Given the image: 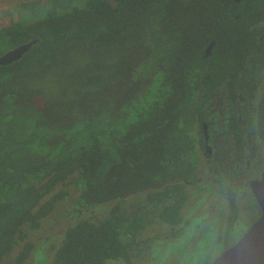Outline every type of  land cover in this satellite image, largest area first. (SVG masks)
<instances>
[{
  "label": "trees",
  "instance_id": "1",
  "mask_svg": "<svg viewBox=\"0 0 264 264\" xmlns=\"http://www.w3.org/2000/svg\"><path fill=\"white\" fill-rule=\"evenodd\" d=\"M37 2L21 5L30 21L0 28V48L36 39L0 65V260L69 185L75 209L143 190L145 205L125 214L117 202L101 220H76L52 264L128 261L149 223L143 212L154 205L155 220L180 221L183 180H193L192 132L206 118L209 92L233 85L226 76H249L263 53L252 45L264 0H43L41 16ZM214 33L219 44L201 58L202 38ZM30 250L23 242L11 264H24Z\"/></svg>",
  "mask_w": 264,
  "mask_h": 264
},
{
  "label": "flooded vegetation",
  "instance_id": "2",
  "mask_svg": "<svg viewBox=\"0 0 264 264\" xmlns=\"http://www.w3.org/2000/svg\"><path fill=\"white\" fill-rule=\"evenodd\" d=\"M234 2H238V0H234ZM256 25L260 26L262 29L259 31L260 34L255 37V39L258 41V44L254 43L252 46L254 50H263V53L260 54V58L258 60L250 61V64L252 65L249 69L250 75L246 78H242L240 76H226L223 80L225 83H233V85L228 86L236 90L235 96L237 101L234 105L235 123H232L231 121L229 101L227 99L229 97L225 91L228 86L221 84L216 85V87L213 88L207 96L208 102L206 108L208 109V112L206 113V118L199 120L198 127L192 132L196 139V146L194 148L195 151L193 154V180H183L185 199L187 196L186 186H196L202 181L208 182L210 185H212L214 189L220 194V196L225 198V200L230 203H234V200H237L241 194H244V196H249V198L253 201L252 205L249 207H252V212L255 214V217L251 221L250 225L259 217L260 209L249 187V181L259 180L261 175L264 174V169L257 171L256 165L260 163L264 164V21ZM199 37H201V35ZM202 39H204V44L200 47L199 54L201 58H207L211 55L213 47L219 44L221 38H219L218 33H214L212 36ZM188 40L191 42L195 40V38ZM251 53H253V51H251ZM259 53L260 52L256 54L254 53V55H258ZM254 65H257V67ZM144 74H149V71L144 72ZM240 82H243V84H240ZM76 194L77 191L75 192L74 196ZM74 196L72 198V210L69 214L76 218L73 219L70 224L68 223L64 225L65 228L69 225H72L76 220L79 219H89L94 221L101 220L106 217L109 207L117 202L120 206L121 212L125 214L139 212L145 205L144 201L146 191L143 190L141 192L124 195L117 200H111L108 202V204L104 203L101 205L102 207H106L101 209L93 208V206L79 207L75 209L73 205ZM185 199L182 203L181 209ZM57 202L58 201L55 202L53 209L47 214L48 216L58 207L59 204H57ZM181 209V219L178 223L174 225L167 223L165 224L170 226L181 224ZM157 210L158 207L153 205L149 214H146V212L142 213L145 215V217H147L149 222L148 224L162 222L155 220ZM89 211H93V213L96 212L98 215L88 216L87 213ZM45 217L42 218L43 220L41 219L42 221H40L39 227L36 229H41L40 225L47 218ZM65 228L63 230L60 229L59 232L64 233ZM25 229H27V227H23V231H25ZM36 229L28 230L34 232ZM26 232L28 231L26 230ZM242 235H240L238 239ZM43 238H46V235L42 237V239ZM23 240L17 244H21L19 245L18 251H20L22 248V242H27ZM59 241H61L60 237L53 247H55L57 244L59 245ZM137 241H139V244L133 247L134 253L131 254V257L133 258H138L141 252L147 251L148 248L147 239H138ZM29 243L31 244L32 250L33 243ZM51 244L52 243L50 242V246ZM53 247H49V250L52 251V254L55 250ZM139 249L141 251L140 254H138ZM30 252L24 264L30 259ZM14 257L15 256H13L12 260ZM11 262L9 264H11Z\"/></svg>",
  "mask_w": 264,
  "mask_h": 264
},
{
  "label": "rangeland",
  "instance_id": "3",
  "mask_svg": "<svg viewBox=\"0 0 264 264\" xmlns=\"http://www.w3.org/2000/svg\"><path fill=\"white\" fill-rule=\"evenodd\" d=\"M30 1L34 0H0V28L11 21L19 20L24 24L34 18L21 7ZM36 1L38 2L34 14L38 15L43 0ZM8 49L10 47H1L0 54ZM155 80L151 83V87H155L158 83V80ZM256 165L257 171L264 169L263 163ZM61 189L68 191L67 197L57 202L58 207L49 216L47 215V218L45 217L40 225L41 229H36L34 232L28 229L24 231L26 236L23 241L33 243L30 259L25 264H51L52 251L49 247H53L59 237L61 240L63 233L61 234L59 230H63L64 225L70 224L76 218L69 214L76 190L69 185ZM186 192L187 196L181 209V224L175 226L162 222L148 224L137 233L138 239H147V251H140L138 258L130 257L128 262L113 259L108 260L106 264H209L242 235L255 217L252 207H249L253 201L244 194L239 195L234 203H230L205 181L196 186H186ZM108 202L110 200L99 203L93 208H106L101 205ZM87 215L98 214L89 211ZM45 235L46 238L42 239ZM19 245L11 248L0 260V264H9L18 252ZM129 253L133 254L134 250Z\"/></svg>",
  "mask_w": 264,
  "mask_h": 264
},
{
  "label": "water",
  "instance_id": "4",
  "mask_svg": "<svg viewBox=\"0 0 264 264\" xmlns=\"http://www.w3.org/2000/svg\"><path fill=\"white\" fill-rule=\"evenodd\" d=\"M36 39L17 44L0 54V65L20 58ZM249 187L260 209V215L231 246L224 249L209 264H264V174L249 181Z\"/></svg>",
  "mask_w": 264,
  "mask_h": 264
}]
</instances>
